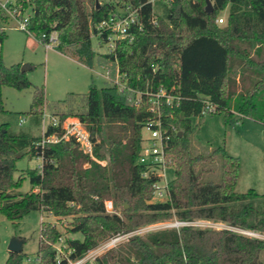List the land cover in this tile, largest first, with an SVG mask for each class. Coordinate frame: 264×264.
Wrapping results in <instances>:
<instances>
[{
  "label": "trees",
  "instance_id": "1",
  "mask_svg": "<svg viewBox=\"0 0 264 264\" xmlns=\"http://www.w3.org/2000/svg\"><path fill=\"white\" fill-rule=\"evenodd\" d=\"M158 1L154 13L148 0H17L20 12L31 7L28 30L56 34V50L91 69L96 62L118 73L134 91L167 89L180 96L162 107V123L170 136L167 151L173 158L174 180L169 198L153 201L154 178L143 177L138 164L145 125L156 118L146 96L137 107L134 92L117 86L90 87L82 97L70 95L55 104L60 123L75 114L86 126L94 144L93 157L74 137L41 145L43 136L14 133L0 125V214L14 225L33 211L56 217L72 216L67 237L51 222L44 221L40 250L35 264H69L118 233L128 234L148 225L176 217L180 221L207 220L264 234V195L251 189L238 193L240 159L224 147L195 154L193 117L225 114L226 122L236 114L264 123V0ZM97 2L100 3L97 7ZM141 8L143 29L130 30L132 42L122 40L114 53H96L92 37L101 44L98 25L124 5ZM229 9L225 26L217 23ZM156 18L157 23L152 22ZM11 20L0 9V48L6 39L4 25ZM34 87L31 114L43 115V87L34 86L21 63L7 65L0 57V114L3 88ZM80 98L84 110L74 113ZM71 109L66 112L64 108ZM63 108V109H62ZM62 126L49 124L45 135H62ZM41 157V169L28 170L32 189L17 194L24 177L15 178L17 161L26 154ZM108 160L104 166L99 161ZM219 161L221 181L204 177L206 163ZM113 200L120 214L109 213ZM128 207L126 208V202ZM80 235H82L80 237ZM64 240L62 256L55 245ZM66 251V252H65ZM264 239L232 229L182 226L136 234L96 258V264H264ZM24 252H10L6 264H23ZM90 264V263H87Z\"/></svg>",
  "mask_w": 264,
  "mask_h": 264
},
{
  "label": "rangeland",
  "instance_id": "2",
  "mask_svg": "<svg viewBox=\"0 0 264 264\" xmlns=\"http://www.w3.org/2000/svg\"><path fill=\"white\" fill-rule=\"evenodd\" d=\"M0 2L16 4L17 0H0ZM31 13V7L24 11L25 16H29ZM228 13L229 9L220 13L219 17L225 19L222 26L226 25ZM18 25L16 21H10L4 25L7 36L2 48H0V57L7 65L21 63V66L28 65L30 67L26 73L34 86L44 88L45 95H47L46 104L43 115L31 114L34 87L24 90L4 87L2 93L3 105L7 112L0 114V125L7 123L10 130L17 134L28 133L32 136H43L44 131L52 122L55 104L67 99L72 94L77 97L85 96L92 85L98 88L106 86V70L97 62L93 69L78 64L71 57L58 52L54 47L47 50L38 34L24 31ZM92 43L96 57L98 53L108 51L107 44H101L98 36L94 35L92 37ZM70 109V107L64 108L66 112ZM72 110L74 113L84 110L80 98L74 101ZM23 118L24 122H22ZM75 119L79 118L73 114L68 116L62 123L66 126ZM226 119L225 114L210 115L209 113L192 118V124L196 129L193 137L194 152L195 154H205L207 151L210 153L214 148L224 147L229 153L238 157L241 162L236 191L246 193L254 189L259 194L264 195V123L251 117H240L238 114L232 118L234 123L226 122ZM143 133L146 138L149 137V131L144 129ZM99 162L105 166L108 160ZM16 163L15 178L18 179L23 176L24 179L21 187L15 193L16 195L25 194L32 189L30 178L26 175V172L34 169L40 170L43 160L41 157L27 153ZM204 165L206 170L204 172L205 179L220 182L219 161L215 160ZM174 177V168L167 169L166 179L170 182L174 180ZM109 201L113 200L110 199ZM116 210L122 214L120 209ZM44 221L55 224L63 233L64 240L67 237L79 236L68 233L72 216L56 217L46 211L37 210L24 217L17 225H14L6 216L0 214V264H6L10 254L9 244L15 237L24 239L25 259L23 264H35L40 250L41 229ZM177 221L180 220L174 217L173 219L148 225L145 233L162 228H173L174 223ZM226 226L228 225L223 222H208L207 220L200 225L202 228L215 229L226 228ZM118 235L124 236V233H118L113 237ZM257 237L264 239V234L257 233ZM64 240L55 245L61 256L63 255L61 253H64ZM124 242H126V239H123L120 244ZM102 245L103 243L100 246ZM107 250H99L98 253L100 254L98 255L104 254ZM262 258L264 260V254Z\"/></svg>",
  "mask_w": 264,
  "mask_h": 264
},
{
  "label": "built area",
  "instance_id": "3",
  "mask_svg": "<svg viewBox=\"0 0 264 264\" xmlns=\"http://www.w3.org/2000/svg\"><path fill=\"white\" fill-rule=\"evenodd\" d=\"M158 1H161L163 3L169 2V0H148V3H151L153 5L154 13L161 12V9L157 4ZM14 5L16 4L0 2V9L6 12L11 21H16L19 24L18 26L20 29L22 28V30L30 33V31L28 30L30 17L25 16L24 14L21 15L20 12H17V10L13 7ZM141 8L142 7L136 8L131 4L119 7L118 11L112 12L108 19L104 20L97 26L99 35H102L105 32L108 33V38L105 42L108 46L107 53H114L116 47L118 46V43H120L122 40H129V42H132L134 38L130 33V30L133 29L132 27L137 26L143 29L140 17V13L142 12ZM152 22L154 24L157 23L155 17L152 18ZM217 23L219 25H223L225 23V19L223 17H218ZM40 39L47 50H50L53 47L55 48L57 42L56 34H51L50 36L42 34ZM105 70V78L107 79L106 81H108L111 85L117 86L121 92L132 91L136 94L133 100L137 107H140L144 104L142 97L143 95L146 96V103L149 106V110L156 116L155 119L145 125L144 129L149 131L150 134L147 138L144 136L143 147L138 158V164L144 167L143 177L154 178L153 201H166L168 200L170 195V182L166 179V170L169 168H174V165L173 158L168 153L169 151H167L168 140L170 136L168 135V130L164 128V125L162 123V107L165 105H172L175 100L179 101L180 96L174 95L164 88L159 89L158 91H145L142 93L141 91H134L123 80L125 78L124 75H120L118 73L115 77H112L110 74V70ZM22 122H24V118ZM50 124H52L53 127H58L61 125L62 129L65 131L62 133V135L46 136L45 130L41 141L42 146H45L47 143H58L62 139H69L70 137H74L80 144V148H82L85 153L93 157L94 144L91 138V134L80 119L72 120L66 126H64L63 123L61 124L60 121L53 116L52 122ZM105 204L106 209L109 213L117 212L112 201H106ZM205 221L206 220L177 221L174 223L173 228H180L182 226H194L202 228L200 227V225ZM226 228L232 229L236 232L245 234L250 237H257V233L253 231H246L230 226H226ZM146 231L147 228L143 227L128 234H124V236H115L109 239L107 242H104L102 246L89 251L85 256L74 261L69 260V264H96V258L100 256L98 255L100 254L98 253L99 250H109L111 248H115L123 239H126L127 241L129 238H131V236L136 234H143Z\"/></svg>",
  "mask_w": 264,
  "mask_h": 264
},
{
  "label": "water",
  "instance_id": "4",
  "mask_svg": "<svg viewBox=\"0 0 264 264\" xmlns=\"http://www.w3.org/2000/svg\"><path fill=\"white\" fill-rule=\"evenodd\" d=\"M207 2V7H206V10L208 13H213L214 11V7H213V3L211 0H206ZM100 3L97 2V7H99ZM30 67L28 65H22L21 66V71L22 72H26L27 69H29ZM126 203V208L128 207V201H125ZM23 247H24V239L22 238H19V237H15L13 238L11 241H10V244H9V250L10 252L12 253H21V252H24L23 251Z\"/></svg>",
  "mask_w": 264,
  "mask_h": 264
},
{
  "label": "crops",
  "instance_id": "5",
  "mask_svg": "<svg viewBox=\"0 0 264 264\" xmlns=\"http://www.w3.org/2000/svg\"><path fill=\"white\" fill-rule=\"evenodd\" d=\"M58 51V50H57ZM59 52V51H58ZM61 53V52H60ZM61 54H63V53H61ZM63 55H65V54H63ZM69 57V56H68ZM72 59V58H71ZM73 60V59H72ZM73 61H75V60H73ZM76 62V61H75ZM78 63V62H77ZM79 64V63H78ZM82 65V64H81ZM84 66V65H83Z\"/></svg>",
  "mask_w": 264,
  "mask_h": 264
}]
</instances>
